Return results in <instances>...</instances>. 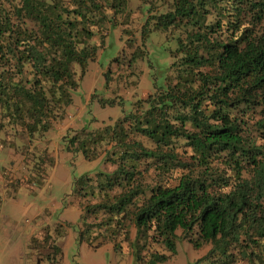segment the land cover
<instances>
[{"label":"trees","instance_id":"obj_1","mask_svg":"<svg viewBox=\"0 0 264 264\" xmlns=\"http://www.w3.org/2000/svg\"><path fill=\"white\" fill-rule=\"evenodd\" d=\"M136 1L139 9H151L145 0ZM127 3L0 0L3 117L30 137L48 131L72 102L71 93L79 85L75 66L82 77L96 55L90 41L102 19ZM169 3L144 22L140 36L180 31L170 52L172 75L112 125L81 129L80 136L69 140L68 149L80 151L86 160L95 159L102 145H110L106 153L117 168L103 174L104 184L96 180V188L104 199L107 191L120 189L111 200L84 206V218L96 214L100 221L79 231L77 240L81 243L95 230L90 241L86 237L89 246L112 243L121 258L127 249L135 264H162L169 255L152 244L160 243L174 254L180 229L194 248L210 244L195 264L262 261L264 0ZM137 135L154 147H146ZM144 160H151L167 180L147 189L138 170ZM78 183L83 180L73 184ZM129 217L135 228L131 236Z\"/></svg>","mask_w":264,"mask_h":264},{"label":"rangeland","instance_id":"obj_2","mask_svg":"<svg viewBox=\"0 0 264 264\" xmlns=\"http://www.w3.org/2000/svg\"><path fill=\"white\" fill-rule=\"evenodd\" d=\"M145 1L150 10L147 5L139 9L136 0H128L122 11L108 13L102 19L99 32L90 41L96 55L82 77L75 66L79 85L71 93L72 102L52 121L48 131L30 137L20 125L10 124L0 109V264H135L125 244L124 258L120 259L112 243L89 246L86 237L90 241L97 235L95 230L81 243L77 240L79 231L100 221L96 214L84 218V206L111 200L120 189L107 191L108 198L104 199V192L96 188L98 180L104 184L103 174L117 168L106 153L110 145L104 149L102 145L93 160H86L74 148L69 150L68 145L71 137L80 136L81 129L95 131L112 125L123 112L131 111L137 100L162 86L166 75H172L170 52L180 31H151L140 36L144 22L164 12L171 2ZM136 139L148 148L154 147L148 138L137 135ZM182 149L179 141V152ZM153 166L151 160L138 165L147 189L167 180ZM177 175L175 172L173 178ZM77 178L83 183L74 185ZM126 224L129 236L135 234L130 217ZM120 239L122 235L116 240ZM174 242V254L160 243L152 244L154 250L169 255L162 264H195L210 247L205 244L194 248L180 229ZM259 254L262 261L240 259L235 264H264L262 249Z\"/></svg>","mask_w":264,"mask_h":264},{"label":"crops","instance_id":"obj_3","mask_svg":"<svg viewBox=\"0 0 264 264\" xmlns=\"http://www.w3.org/2000/svg\"><path fill=\"white\" fill-rule=\"evenodd\" d=\"M107 244V243H106ZM112 249H113V246H112ZM113 252H114V254L120 259V254L118 253V252H116V251H114V249H113Z\"/></svg>","mask_w":264,"mask_h":264}]
</instances>
